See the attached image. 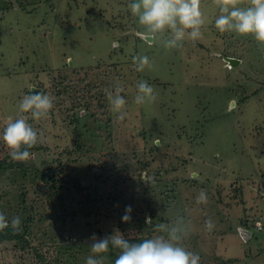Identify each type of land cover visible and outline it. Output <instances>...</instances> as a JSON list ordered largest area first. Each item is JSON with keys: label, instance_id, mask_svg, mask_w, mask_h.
I'll list each match as a JSON object with an SVG mask.
<instances>
[{"label": "rangeland", "instance_id": "1", "mask_svg": "<svg viewBox=\"0 0 264 264\" xmlns=\"http://www.w3.org/2000/svg\"><path fill=\"white\" fill-rule=\"evenodd\" d=\"M132 2L0 0V212L21 218L27 242L0 244V264H42L34 249L48 263L64 244L86 264L93 235H149L178 216L200 264H264V45L221 34L213 0H201V39L150 44ZM143 55L151 67L138 72L133 57ZM141 80L154 103L135 104ZM116 85L123 121L104 92ZM36 89L54 107L47 118L27 116L38 142L17 162L3 129ZM201 189L207 204L196 203Z\"/></svg>", "mask_w": 264, "mask_h": 264}, {"label": "clouds", "instance_id": "2", "mask_svg": "<svg viewBox=\"0 0 264 264\" xmlns=\"http://www.w3.org/2000/svg\"><path fill=\"white\" fill-rule=\"evenodd\" d=\"M219 10L214 24L221 33H235L239 36H252L264 45V0H213ZM131 15L137 18L142 29V35L151 44L161 42L167 49L179 47L185 40L193 42L203 36L202 28L206 25L207 17L201 10V0H133L128 5ZM135 70L144 72L151 67L148 56L133 57ZM137 92L134 102L137 105L154 103L157 99L154 88L141 80L136 85ZM123 89L116 85L115 89L104 90L111 111L123 121L128 113L125 111L126 99L121 92ZM54 107L52 97L41 92H31L25 95L18 105L17 116L9 117L3 129L2 139L10 150L9 154L14 161L26 162L32 153L30 149L38 142V132L28 122L30 115L35 120L47 118ZM27 114V115H26ZM191 179H198L199 174L193 172ZM208 196L201 189L196 197L197 204H207ZM132 207L126 206L122 220L131 221ZM152 218L146 216L145 222L150 225ZM21 218L14 216L11 220L0 212V231L11 227L13 232H19ZM205 229L212 231L214 221L209 218L205 221ZM159 235L133 243L126 239L119 230L104 238L92 236L89 246L94 255L87 257L86 264H105L104 253L110 246L119 251L115 264H200V255L188 250L184 241L191 233L190 223L184 217L178 216L173 222L157 225Z\"/></svg>", "mask_w": 264, "mask_h": 264}, {"label": "trees", "instance_id": "3", "mask_svg": "<svg viewBox=\"0 0 264 264\" xmlns=\"http://www.w3.org/2000/svg\"><path fill=\"white\" fill-rule=\"evenodd\" d=\"M35 92H39L38 89L34 90ZM31 93V92H30ZM35 147H33L32 149H30V152L32 150H34ZM2 168L0 165V173L2 172ZM25 170H23V174L25 176ZM37 175H39L37 173ZM40 177L41 181H46L49 182L51 181L50 178V174H42ZM169 187V185L167 186ZM170 194H173L175 192V189L170 188ZM174 199V197H172ZM161 221H166V219L161 220ZM157 229L155 231H152L149 235L144 234L143 232H141L139 234L138 237H132V238H126L129 239L130 242L133 243H137V242H141V240L143 239H147V238H151L154 233H157ZM17 242L18 245L20 244H27L26 240L23 238L22 234H20L19 232H13V230L11 229V227L6 228L3 231H0V244L4 243V242ZM25 247V246H23ZM76 249V245L74 244H64L61 245L59 248H57L56 250V257H54L53 260H51L50 262H46V259L43 256H39L38 252L36 249H34L36 251L37 257L40 258L41 263L42 264H80L78 258H76V254L74 253ZM106 257L105 260V264L107 263H111V264H115V260L119 255V251L117 249H114L110 246L109 251L103 254Z\"/></svg>", "mask_w": 264, "mask_h": 264}]
</instances>
